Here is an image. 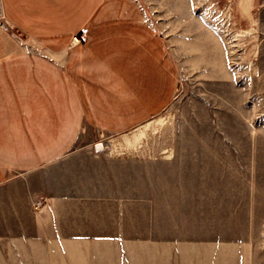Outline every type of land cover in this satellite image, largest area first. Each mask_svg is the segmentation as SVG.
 Returning a JSON list of instances; mask_svg holds the SVG:
<instances>
[{"label": "crops", "instance_id": "0c3cea01", "mask_svg": "<svg viewBox=\"0 0 264 264\" xmlns=\"http://www.w3.org/2000/svg\"><path fill=\"white\" fill-rule=\"evenodd\" d=\"M178 58L136 0H0V264H134L147 231L148 264L215 257L180 235L203 197L164 123Z\"/></svg>", "mask_w": 264, "mask_h": 264}, {"label": "rangeland", "instance_id": "374dc122", "mask_svg": "<svg viewBox=\"0 0 264 264\" xmlns=\"http://www.w3.org/2000/svg\"><path fill=\"white\" fill-rule=\"evenodd\" d=\"M136 1L179 57L164 123L201 160L200 214L180 235L215 257L182 263L264 264V0ZM146 236L134 264H148Z\"/></svg>", "mask_w": 264, "mask_h": 264}, {"label": "built area", "instance_id": "2783aa9c", "mask_svg": "<svg viewBox=\"0 0 264 264\" xmlns=\"http://www.w3.org/2000/svg\"><path fill=\"white\" fill-rule=\"evenodd\" d=\"M39 205H40V202L37 201V202L35 203V205H34V208L37 209V208L39 207Z\"/></svg>", "mask_w": 264, "mask_h": 264}, {"label": "water", "instance_id": "95a60500", "mask_svg": "<svg viewBox=\"0 0 264 264\" xmlns=\"http://www.w3.org/2000/svg\"><path fill=\"white\" fill-rule=\"evenodd\" d=\"M101 146H102V145H101L100 143H97V144L95 145L96 149H100Z\"/></svg>", "mask_w": 264, "mask_h": 264}]
</instances>
